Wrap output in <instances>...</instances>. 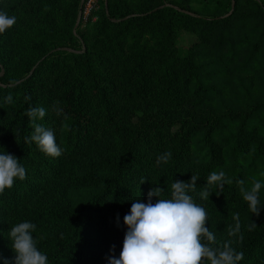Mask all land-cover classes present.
<instances>
[{
	"label": "trees",
	"instance_id": "16d2710c",
	"mask_svg": "<svg viewBox=\"0 0 264 264\" xmlns=\"http://www.w3.org/2000/svg\"><path fill=\"white\" fill-rule=\"evenodd\" d=\"M1 1L8 3L16 23L0 34V152L12 154L19 160L26 170V179H16L10 189L6 188L0 193V214H9L13 226L21 222L36 225L32 235L38 250L48 257V264H93L106 252L110 253L113 246L112 254L119 256L127 231L123 220L130 212L132 201L140 199L142 203H147L150 188L156 187L164 188L161 198H170L172 182L180 181L179 176L190 160V138L198 132H202V141L209 150V160L192 174L199 179L196 190L190 195L195 203L206 210L209 219L233 217L238 213V209L232 207L241 195L236 181L241 180L240 165L245 162V150L242 149L246 136L244 126L246 121L257 118L252 113L264 107V101L256 104L250 113L233 115V111L229 110L216 122L213 120L203 124L190 117L174 119L160 113L155 121H146L138 131L131 132L115 124L116 111L108 96L112 90H120L127 103L142 102L153 97L169 108H180L187 87L185 84L181 88L176 87L167 58L159 54L138 57L134 68L118 71L115 80L111 81L93 71L88 61L90 51L57 50L62 41H66L67 46L77 44L72 36L65 39V36L47 32L49 29L44 33L40 31V24L48 27L53 23L51 16L56 14L55 7L49 1ZM158 11L168 21L172 34L185 27L192 29L202 25L204 28L208 22L218 21L212 17H193L172 9ZM105 22L107 26L115 24L108 18L104 19L103 24ZM132 22L134 19L125 23ZM110 56L114 59L113 53ZM148 61L150 65L147 66ZM79 63L82 69H79ZM188 63L190 70H193L190 58ZM13 68L19 75L17 80L11 79ZM152 68L156 75L150 74ZM8 95L13 97L11 104L5 103ZM25 95H30L31 101H25ZM54 102L67 115L62 136L65 142L58 141V146L71 158L79 155L96 136L115 133L120 138V156L113 162L109 176L89 172L80 177V185L91 184L99 187V191L76 209L40 210L29 204L39 190L59 176L65 165L61 157L48 156L35 143L24 142V137L32 132L26 110L29 106L45 108V117L37 122L52 128L57 124ZM61 117L64 118L63 115ZM236 118H240L239 132L226 139L232 142L228 151L231 166L223 170L226 178L232 182L225 184L219 196L215 194L216 188L210 186L213 192L208 198L210 202L201 199L199 193L209 174L222 170L213 155L211 133L223 120L230 122ZM168 148L172 153L170 160L158 166L157 157ZM262 155L264 132L249 158L262 162ZM136 179L139 181L136 182ZM141 180L146 181L140 184ZM241 216L253 218L256 228L249 230L247 225L242 229L243 240L233 247L237 252H243V259L238 264H264V208L259 216L252 215L249 210ZM9 232L0 228V248L4 243H11ZM14 255L7 257L0 253V264H4L5 260H14Z\"/></svg>",
	"mask_w": 264,
	"mask_h": 264
},
{
	"label": "rangeland",
	"instance_id": "374dc122",
	"mask_svg": "<svg viewBox=\"0 0 264 264\" xmlns=\"http://www.w3.org/2000/svg\"><path fill=\"white\" fill-rule=\"evenodd\" d=\"M47 1L55 7L56 14L51 16L53 23L48 27L40 24V31L44 33L49 29L47 32L65 36V39L72 36L77 44L67 46L66 41H62L57 50L80 53L90 51L88 61L100 77L114 81L118 71L134 68L138 57L159 54L170 63L176 87L181 88L183 84L187 87V93L178 109L160 104L153 97L142 102L127 103L120 90H112L108 98L116 111L114 122L131 132L138 131L146 121H155L160 113L174 119L190 117L203 124L213 120L216 122L229 110L233 111V115L250 113L256 104L264 101V0ZM159 9L182 11L193 17H212L218 21L208 22L204 28L202 25L192 29L185 27L172 34L168 21L159 14ZM0 11L7 12L9 16L14 15L8 3L1 0ZM105 18L115 21V24H103ZM130 19H134V22L125 23ZM110 53H113L116 60ZM188 58L193 62V70H190ZM78 67L82 69L80 63ZM12 71L11 79L17 80L19 75L15 72L16 68ZM150 74L156 75L154 69ZM252 114L257 118L245 122L246 136L242 143L245 162L240 165L239 174L247 188L251 187L253 179L264 185V155L261 156L262 162L249 158L264 132V107ZM55 119L57 124L51 129L59 145L58 141L65 142L62 136L67 119L57 115ZM239 119L230 122L223 120L211 133L214 141L212 148L215 151L213 155L222 170L230 169L228 151L232 142L226 139L229 135L238 134ZM61 149L59 157L65 161V165L59 176L50 180L29 202L36 209H76L93 198L99 187L80 185V177L89 172L109 176L113 162L120 156V138L115 133L96 136L73 158ZM189 151L190 160L179 176L180 181H187L209 160V150L202 141V132L190 138ZM259 200L260 205L264 206V186L260 189ZM234 208L238 209L241 223L240 233L236 236L228 235L229 226L234 225L232 217L217 220L207 218L206 227L215 236L213 247H222L228 241H231V247H235L240 241L242 229L253 222V218L241 216L249 210L242 195ZM12 227L10 215L1 213L0 228L11 230ZM0 253L11 257L14 254L11 243H4ZM109 254L106 252L93 264H107L106 257ZM12 261L8 260L9 264Z\"/></svg>",
	"mask_w": 264,
	"mask_h": 264
},
{
	"label": "clouds",
	"instance_id": "9594fccd",
	"mask_svg": "<svg viewBox=\"0 0 264 264\" xmlns=\"http://www.w3.org/2000/svg\"><path fill=\"white\" fill-rule=\"evenodd\" d=\"M16 23L14 15L0 11V34ZM25 101H31L30 95L24 96ZM13 97L8 95L5 103L11 104ZM53 111L57 116L67 115L54 102ZM31 121L32 132L24 137L25 143H35L40 151L51 157H59L62 149L56 143L55 133L37 121L46 115L42 106H29L25 113ZM172 156L170 151L160 154L156 159L159 166L167 163ZM26 179V170L19 160L12 154L0 152V193L10 189L14 181ZM197 175H191L190 180L175 181L171 184L170 198H161L164 188H150L147 194V203L140 199L132 201L130 212L125 215L123 223L127 231L124 234L122 250L117 258L114 246L106 257L107 264H238L243 259V252H237L231 247V241L225 242L222 247H213L215 236L206 227L207 212L194 202L190 193L196 190ZM146 180H141L143 184ZM232 181L226 178L223 170L212 172L207 177L206 184L201 188L199 196L208 200L213 194L210 186L216 188L215 194L223 193L225 184ZM243 200L247 203L252 215L259 216L261 208L259 192L262 183L253 179L251 187L245 186L244 180H237ZM155 198V203H153ZM210 202V201H209ZM118 219V217H117ZM234 225L229 226L228 235L236 236L240 233L241 223L239 213L232 217ZM249 230L256 228L250 222ZM36 225L31 222H21L13 226L9 232V240L13 251L12 264H48V257L38 250L32 232ZM243 240V235H240ZM4 264H9L7 260Z\"/></svg>",
	"mask_w": 264,
	"mask_h": 264
}]
</instances>
